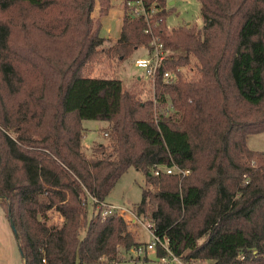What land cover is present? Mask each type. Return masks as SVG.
<instances>
[{
  "label": "trees",
  "instance_id": "1",
  "mask_svg": "<svg viewBox=\"0 0 264 264\" xmlns=\"http://www.w3.org/2000/svg\"><path fill=\"white\" fill-rule=\"evenodd\" d=\"M198 2L201 29L167 31L171 11L154 17L165 47L182 52L155 81L169 115L121 80L89 74L104 54L125 61L148 46L143 20L126 15L119 40L101 50L92 14L99 3L108 15L110 0H0V206L24 264H114L142 246L124 218L99 209L131 168L154 188L137 215L185 263L264 264V153L247 144L264 132V0ZM83 121L109 124L111 143L92 158ZM160 165L190 174L154 176Z\"/></svg>",
  "mask_w": 264,
  "mask_h": 264
},
{
  "label": "rangeland",
  "instance_id": "2",
  "mask_svg": "<svg viewBox=\"0 0 264 264\" xmlns=\"http://www.w3.org/2000/svg\"><path fill=\"white\" fill-rule=\"evenodd\" d=\"M174 2V5H171ZM168 9L171 13L167 17V31L181 26L196 27L201 29L203 20L201 16V4L198 0H167ZM126 16L124 0H110L109 13L106 16H101L100 5L97 3L92 14L94 20L100 19L102 22L101 37L105 39L101 50H107L119 40L122 32L124 19ZM99 49V50H100ZM182 54L180 51H170V55ZM144 56V51L137 49L130 58L121 61L117 58L111 59L104 54L98 61L92 65L89 72L91 77L119 79L123 83V88L126 92L132 93L141 102H152L156 114L169 112L173 115L171 103L168 102L163 106L156 97L155 84L147 79L144 70L137 68L135 60ZM190 67L182 68L181 71L187 76H191L194 72L193 65L195 60L192 59ZM169 110V111H168ZM99 126V128H97ZM85 129L84 138L82 140L83 152L89 158L97 155V150L100 146L108 147L111 143L108 136L109 124L95 121H83ZM248 147L253 152L264 153V132L251 135L248 139ZM253 165V163L251 164ZM154 190L151 185H147L145 175L134 168L129 169L119 181L116 183L112 192L107 198V202L124 209H128L137 215V206L142 200L143 189ZM94 202L90 198L88 200V219L93 217ZM136 223H131L129 214L126 215L125 221L128 224L129 231L134 235L135 241L142 245L144 249L153 240L151 223L144 216H138ZM51 223L59 221V216L56 213L50 214ZM84 235V232L82 233ZM202 242V241H200ZM137 248L130 251H122L120 259L114 264H164L161 263L158 256V249L146 250L138 255ZM0 264H24L18 240L15 236L11 222L7 217L6 211L0 206ZM101 264H109L106 260ZM173 264V263H169ZM202 264H212L210 261L202 262Z\"/></svg>",
  "mask_w": 264,
  "mask_h": 264
},
{
  "label": "built area",
  "instance_id": "3",
  "mask_svg": "<svg viewBox=\"0 0 264 264\" xmlns=\"http://www.w3.org/2000/svg\"><path fill=\"white\" fill-rule=\"evenodd\" d=\"M163 1V0H162ZM166 7L161 6L159 1L152 0H124V7L126 15L134 18L141 19L145 22L146 26L144 28V34L150 38L149 45L146 47L140 48V50L144 51V56L139 57L135 60V65L137 68L144 70L147 76V79L155 84L157 75H159L160 71L163 69L165 64L168 62L170 58V50L165 47V44L162 40V37L155 32V27L159 24L154 22V17L168 9L167 0ZM177 79V74L164 71L163 72V80L166 83H174ZM253 166L255 163L253 162ZM152 174L154 176H159L161 174L167 175H182L186 176L190 174V171H184L179 169L178 167H167V166H156L152 170ZM93 202L96 200L92 199ZM101 210V215L103 218H107L110 216H120L122 218H126V215L129 214V220L131 223H136L138 221L137 215L128 209H124L121 207H117L109 204H101L99 208ZM153 240L148 246L147 249L144 247H138L136 249L137 254L140 255L144 253L146 250H155L160 246L166 252V255L160 258L161 263L164 264H187L185 263L181 257H178L173 254L169 247L168 239H161L158 236H155L152 233ZM189 264H202L201 261H192Z\"/></svg>",
  "mask_w": 264,
  "mask_h": 264
},
{
  "label": "crops",
  "instance_id": "4",
  "mask_svg": "<svg viewBox=\"0 0 264 264\" xmlns=\"http://www.w3.org/2000/svg\"><path fill=\"white\" fill-rule=\"evenodd\" d=\"M171 5H174V2H171ZM96 123H102V122H96ZM97 128H99V126H97ZM106 203L109 205H112V204L108 203L107 200H106Z\"/></svg>",
  "mask_w": 264,
  "mask_h": 264
},
{
  "label": "water",
  "instance_id": "5",
  "mask_svg": "<svg viewBox=\"0 0 264 264\" xmlns=\"http://www.w3.org/2000/svg\"><path fill=\"white\" fill-rule=\"evenodd\" d=\"M11 226H12V228L14 230V224L13 223H11ZM14 233H15V235H17L15 230H14Z\"/></svg>",
  "mask_w": 264,
  "mask_h": 264
}]
</instances>
